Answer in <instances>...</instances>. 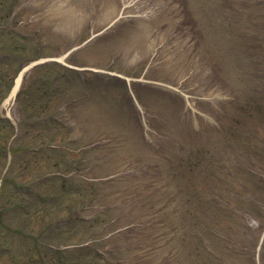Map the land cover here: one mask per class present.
Returning a JSON list of instances; mask_svg holds the SVG:
<instances>
[{
  "label": "rangeland",
  "instance_id": "rangeland-1",
  "mask_svg": "<svg viewBox=\"0 0 264 264\" xmlns=\"http://www.w3.org/2000/svg\"><path fill=\"white\" fill-rule=\"evenodd\" d=\"M3 11L26 39L0 29V113L14 124L0 129V148L14 149L0 157V264H264V0H6ZM54 62L76 87L44 115L66 104L83 150L65 189L54 152L22 155L60 139L25 124Z\"/></svg>",
  "mask_w": 264,
  "mask_h": 264
},
{
  "label": "trees",
  "instance_id": "trees-1",
  "mask_svg": "<svg viewBox=\"0 0 264 264\" xmlns=\"http://www.w3.org/2000/svg\"><path fill=\"white\" fill-rule=\"evenodd\" d=\"M5 1L6 0H0V20H6L4 24L5 27H1L0 29H3L5 32L4 35H13L16 38H19L21 40L26 39L25 36H23L24 34H22V32L18 31V29L16 30L15 27L18 23V20L14 21L13 23L10 21L8 15L9 13H5L4 10V6H5ZM1 34V33H0ZM1 47V45H0ZM14 48H18L19 51H22V47H20L19 45L13 44ZM17 49V50H18ZM13 50V48H12ZM0 51H2L0 49ZM3 54H6L4 51L0 52V58H3V64L8 66V60L7 58L4 59L5 56H3ZM14 54V53H13ZM20 54V53H19ZM10 61V60H9ZM14 62L16 60H13ZM43 66L46 67H51L54 66L55 68L53 70H50V76H46L45 81H41V85L42 88H39L41 90V93L43 92V96H47L49 97L48 100L41 104V102H35V103H39L42 106H40L36 116L31 117V119L29 118L28 121H26V129L27 131H36V133L39 132V129L41 128H49V126H52L56 129H58L60 131V134H58V137L60 138L59 141L54 142V141H45V140H41L38 144L36 145H31V146H25L26 150H22V155L26 152H28V154H31V156L34 157V155L40 156L43 155L44 150H50L51 152H54V159L52 161V166L57 169V170H63L64 171V176H57V178L59 179L60 182V186H64L63 188L65 189L66 184L69 182V180L71 179V176H66L65 174L70 173V171L72 169H74L76 167V165L74 164L75 161H73L72 159H70V156L73 157L74 152L76 151L74 147L76 140L74 139L71 135H69L70 133H73L75 127H74V123H70L68 121H66L63 116H68L69 113V108L66 104L61 103L59 104L55 110L53 111V113H51V115H57L59 118H57V120H55V116H53V118L49 119V117H47L46 115H44L45 113V109L47 110L49 108V101H51L52 96H57V97H61V96H65L67 95V93H69L70 91H72V89H74L76 87L75 82L74 81L69 72H71L70 69H68L67 67H64L63 65L54 62V63H45L43 64ZM6 71V70H5ZM12 79V77H11ZM77 84L81 85V80L79 78V80L76 82ZM23 92V87L19 90L18 94H17V98L18 96ZM28 93V92H26ZM31 98H33L31 96ZM35 100H32V102H34ZM35 103H31L30 105L35 108ZM48 106V107H47ZM50 113V112H49ZM51 116V117H52ZM23 123V122H22ZM0 129H13V126L11 124V122L5 118H0ZM57 130V131H58ZM38 135V134H35ZM40 135V134H39ZM86 150V149H84ZM5 151L6 148L1 149L0 148V157H5ZM14 149L12 150L13 153ZM82 149L81 150H77V153L75 152V154H78L79 156H81L82 154ZM78 165V164H77ZM26 166V165H25ZM24 166V167H25ZM73 179V177H72ZM81 179V178H79ZM41 182H45V178H40ZM84 191V189H83ZM254 210V209H253ZM253 210H250V214L252 216H255L253 213Z\"/></svg>",
  "mask_w": 264,
  "mask_h": 264
},
{
  "label": "bare ground",
  "instance_id": "bare-ground-1",
  "mask_svg": "<svg viewBox=\"0 0 264 264\" xmlns=\"http://www.w3.org/2000/svg\"><path fill=\"white\" fill-rule=\"evenodd\" d=\"M21 81H22L21 75L19 74L15 78L14 83L12 85V88H11L9 94L7 95V97L5 98L4 104H8L14 98L15 93H16L17 89L19 88Z\"/></svg>",
  "mask_w": 264,
  "mask_h": 264
}]
</instances>
